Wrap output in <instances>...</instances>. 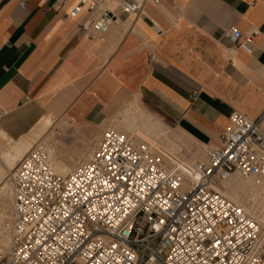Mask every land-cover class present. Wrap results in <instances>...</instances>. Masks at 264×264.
<instances>
[{
	"label": "crops",
	"instance_id": "1",
	"mask_svg": "<svg viewBox=\"0 0 264 264\" xmlns=\"http://www.w3.org/2000/svg\"><path fill=\"white\" fill-rule=\"evenodd\" d=\"M77 2L0 0V141L53 116L48 132L75 126L84 154L129 116L209 148L232 113L264 111V0H161L130 17L110 3L117 19L96 38L79 30L86 10L68 17ZM231 26L253 33L251 50L230 51Z\"/></svg>",
	"mask_w": 264,
	"mask_h": 264
},
{
	"label": "built area",
	"instance_id": "2",
	"mask_svg": "<svg viewBox=\"0 0 264 264\" xmlns=\"http://www.w3.org/2000/svg\"><path fill=\"white\" fill-rule=\"evenodd\" d=\"M158 1L78 0L68 17L86 10L79 30L96 38L117 19L110 3L130 17ZM225 37L232 53L253 46V33L234 26ZM263 126L264 111L232 113L204 160L191 163L106 128L64 175L48 167L50 144L35 142L5 178L10 232L0 264H264L261 224L214 190L234 173L264 179Z\"/></svg>",
	"mask_w": 264,
	"mask_h": 264
},
{
	"label": "rangeland",
	"instance_id": "3",
	"mask_svg": "<svg viewBox=\"0 0 264 264\" xmlns=\"http://www.w3.org/2000/svg\"><path fill=\"white\" fill-rule=\"evenodd\" d=\"M131 118L129 116H124L122 118H117L114 120L115 124L110 126L104 127L101 132L106 129H115V130H120L124 133H127L128 135L132 136V138H136L137 142H148V143H156L159 146H161L164 150H166L169 153L172 154H177L179 157L182 156L181 158H184L183 155H185V152L188 151L189 154H195L196 152H200V159L198 161H203L205 157V151L206 148L205 145H201L196 143L190 138H187L186 136L182 135L178 131H176L173 126L170 124H154V127H151L149 130L148 127L142 128L141 130L137 129H128L125 131L124 129L126 128V124H124V120H130ZM152 120V119H148ZM119 127V128H118ZM162 130V133H159V130ZM101 132L98 133L96 138L90 143V145L85 144V150L86 147L88 151L83 154L81 153L80 145H77V142H82L81 139H78L76 136L77 129L75 126H71L69 124L59 122V123H54L51 130L47 132L44 136H41L37 141H42L46 145L50 144L49 147H47V159L48 161H52V158H57L60 166H67L66 162H68L67 167H69V171L72 170L76 165L79 163L85 161L88 157L89 152H92L95 144L101 134ZM136 133V135H135ZM159 134H162V136H158ZM138 135V136H137ZM168 136L169 138H176L179 139L182 143L180 145L179 150L175 151H169L170 148L165 147L162 144V139ZM147 137V138H146ZM179 137V138H178ZM4 140L0 141V146H3V150L7 147H10L12 145V141L8 140L6 138H3ZM172 139V140H173ZM183 140V141H182ZM35 141V142H37ZM34 142V143H35ZM34 143H31L30 147L34 145ZM52 144V145H51ZM92 149V151H91ZM175 156V155H173ZM49 157V158H48ZM190 157L191 155H185L184 159H187L190 162ZM196 161V160H193ZM237 177L238 182H247V188L246 190L239 195L238 197H235L233 194L227 193V196L230 200L233 202H239L243 206H245L249 213L258 220V222L261 224L262 230L264 229V190H261L260 186L264 184V179H259L256 177L252 176H247V177H242L237 174H234L231 177ZM224 180V179H223ZM214 187H217V189H220L222 192L225 193V189L222 185V180H217ZM217 191V190H216ZM221 193V192H219ZM223 195V193H221ZM225 196V195H224ZM8 199V201H7ZM6 204L4 205V212L6 213V224L4 225L5 229L8 230V235H9V218H10V198L9 195L6 197ZM7 207V209H5ZM264 237V236H263ZM7 237H3L2 232L0 230V247L4 246L7 243ZM264 241V238H263ZM264 243V242H263ZM262 243V244H263ZM261 244V245H262ZM264 245V244H263ZM6 246V245H5Z\"/></svg>",
	"mask_w": 264,
	"mask_h": 264
},
{
	"label": "bare ground",
	"instance_id": "4",
	"mask_svg": "<svg viewBox=\"0 0 264 264\" xmlns=\"http://www.w3.org/2000/svg\"><path fill=\"white\" fill-rule=\"evenodd\" d=\"M51 118L49 116H45V117L43 116V118L33 128V130L31 131V133L29 135H27L24 138H20L18 140H13V143H12V145H10V147H7L4 150L0 151V230L2 232L3 237H7L6 239L9 238V235H8V232H7L8 230H6L5 227H4V225L6 224V213L4 212V205L6 204L5 203L6 202V197H7V195H9V193H8L7 185L5 183V178L11 171H13L16 168L18 162L29 151V149L31 148V147H29L30 146V142L32 140H34V138L38 137L39 135L44 136L46 134V132H48L49 128L52 125V119ZM111 127H112V125H111ZM125 127H126L124 129L125 131H127L130 128L141 130L142 128L144 129L145 127L146 128L148 127L147 130H149L151 127H154V124L149 123V124L138 125V124L130 121V122H128L126 124ZM160 132L162 133L161 129L159 130V133ZM1 134H3V132ZM135 135H136V133H135ZM183 135L186 136L185 134H183ZM158 136H162V134H159ZM172 139L169 138L168 136H165L162 139V144L165 147L170 148L169 151L179 150L180 145L184 144V143H182L179 139H177V137L174 138L173 140ZM91 151H92V149H91ZM91 153L92 152H89L88 157L91 156ZM185 155L186 156L187 155H191L190 162L187 159H185L189 163L193 162V160L198 161L200 159V157H201L200 156L201 155L200 152H196L193 155L191 153L189 154V152L186 151ZM185 155H183L184 158H185ZM59 162L60 161H58L57 158H54V159L52 158V161L49 160L47 162V164H48V167L50 168V170L53 173L64 175L67 172H69V167H67V166H69L68 162H66V165H67L66 167L65 166H60ZM234 174H236V173H234ZM234 174H232L231 176H233ZM231 176L226 178V179H224V180H222V185H223L224 189L226 190L225 193L222 192L220 189H217V187H214V190H217V192L223 193V195H225V196H227V193H230V194H233L235 197H238L239 195H241L246 190L248 183L244 182V181L243 182H238V181H236L237 180L236 175H235V177H231ZM260 186H264V184H262ZM260 188H261V190H264V187H260ZM7 201H8V199H7ZM235 203L237 205L241 206V207H244L239 202L235 201ZM5 209H7V207ZM263 220H264V218H263ZM263 236H264V229L262 230L261 239L258 242V244L259 243L261 244V242L262 243L264 242L263 241V238H264Z\"/></svg>",
	"mask_w": 264,
	"mask_h": 264
},
{
	"label": "snow or ice",
	"instance_id": "5",
	"mask_svg": "<svg viewBox=\"0 0 264 264\" xmlns=\"http://www.w3.org/2000/svg\"><path fill=\"white\" fill-rule=\"evenodd\" d=\"M123 139V138H122Z\"/></svg>",
	"mask_w": 264,
	"mask_h": 264
}]
</instances>
